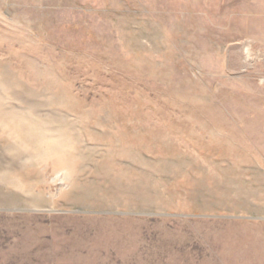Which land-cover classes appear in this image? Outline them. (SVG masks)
I'll use <instances>...</instances> for the list:
<instances>
[{
  "label": "rangeland",
  "instance_id": "1",
  "mask_svg": "<svg viewBox=\"0 0 264 264\" xmlns=\"http://www.w3.org/2000/svg\"><path fill=\"white\" fill-rule=\"evenodd\" d=\"M0 264H264V0H0Z\"/></svg>",
  "mask_w": 264,
  "mask_h": 264
}]
</instances>
